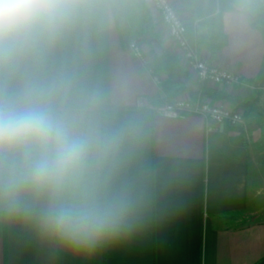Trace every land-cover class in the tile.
Listing matches in <instances>:
<instances>
[{
	"label": "crops",
	"instance_id": "0c3cea01",
	"mask_svg": "<svg viewBox=\"0 0 264 264\" xmlns=\"http://www.w3.org/2000/svg\"><path fill=\"white\" fill-rule=\"evenodd\" d=\"M171 2L196 30L200 55L254 86L207 84L229 95L223 105L240 111L244 123L208 131L199 116L156 113L164 101L198 95L181 91L174 72L195 83L196 76L169 43L151 0H102L105 12L55 46L40 75L57 102L126 129L120 175L141 193L140 223L82 253L30 222L0 215V264H264V214L237 225L238 213L257 212L264 168V0ZM151 39L162 46L161 57ZM132 41L146 65L130 50Z\"/></svg>",
	"mask_w": 264,
	"mask_h": 264
},
{
	"label": "clouds",
	"instance_id": "9594fccd",
	"mask_svg": "<svg viewBox=\"0 0 264 264\" xmlns=\"http://www.w3.org/2000/svg\"><path fill=\"white\" fill-rule=\"evenodd\" d=\"M102 0H0V215L92 253L140 223L141 193L120 175L127 131L54 99L47 54L102 15Z\"/></svg>",
	"mask_w": 264,
	"mask_h": 264
},
{
	"label": "built area",
	"instance_id": "2783aa9c",
	"mask_svg": "<svg viewBox=\"0 0 264 264\" xmlns=\"http://www.w3.org/2000/svg\"><path fill=\"white\" fill-rule=\"evenodd\" d=\"M151 2L167 29L169 43L173 45L175 53L184 61L187 69L195 74L198 82L254 88L252 84L242 80L239 75L209 63L200 55L196 45L191 44L186 35L188 23L186 15L174 6L171 0H151ZM198 21L199 19H194L195 26ZM129 48L143 65L147 64L142 47L138 42H130ZM154 81L159 84L157 77H154ZM154 110L170 118H184L187 115L199 116L206 122L208 131L216 129L219 125L237 127L244 123L243 114L240 111L226 108L222 101H212L200 94L195 99L185 96L176 97L172 101H164L155 106Z\"/></svg>",
	"mask_w": 264,
	"mask_h": 264
},
{
	"label": "trees",
	"instance_id": "16d2710c",
	"mask_svg": "<svg viewBox=\"0 0 264 264\" xmlns=\"http://www.w3.org/2000/svg\"><path fill=\"white\" fill-rule=\"evenodd\" d=\"M186 35H187V37H188V39H189L191 44H196L197 32H196V30L194 28H191V26H187ZM179 76L187 77V73H176V72L173 73V81H174V83L180 85V90L181 91L187 90L179 82V80H178ZM259 81H262V77L259 79ZM196 82L201 85V91L198 92V93H192V94H200V95L205 96V97H207V98H209L211 100H214V101H224V100L229 98V95L226 92L220 91V90H218L216 88H211L206 83H200L198 81H196Z\"/></svg>",
	"mask_w": 264,
	"mask_h": 264
},
{
	"label": "rangeland",
	"instance_id": "374dc122",
	"mask_svg": "<svg viewBox=\"0 0 264 264\" xmlns=\"http://www.w3.org/2000/svg\"><path fill=\"white\" fill-rule=\"evenodd\" d=\"M198 19V18H197ZM146 41V39H145ZM178 73V72H176ZM159 79V78H158ZM161 79H159V84L161 83L160 81ZM183 97V96H180ZM214 101V100H212ZM261 161V163H263L264 165V155L262 156V158L259 159ZM261 180H262V184L260 185V189H259V193L256 196V200H255V207L258 209H256L257 212H250V211H244L241 213H238L237 215V219H239L237 225H244L250 222H253L255 220H260V218H263V214H264V168L263 171L261 172Z\"/></svg>",
	"mask_w": 264,
	"mask_h": 264
},
{
	"label": "water",
	"instance_id": "95a60500",
	"mask_svg": "<svg viewBox=\"0 0 264 264\" xmlns=\"http://www.w3.org/2000/svg\"><path fill=\"white\" fill-rule=\"evenodd\" d=\"M149 43L154 51V54L158 57H161L164 51L162 46L158 43V41L151 39ZM178 80L184 86L185 89L191 91L192 93H198L201 91V85L193 82L191 79L187 77L180 76Z\"/></svg>",
	"mask_w": 264,
	"mask_h": 264
}]
</instances>
